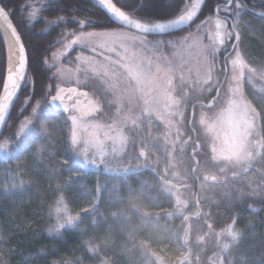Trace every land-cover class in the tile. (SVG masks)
I'll use <instances>...</instances> for the list:
<instances>
[{"label":"snow or ice","instance_id":"snow-or-ice-1","mask_svg":"<svg viewBox=\"0 0 264 264\" xmlns=\"http://www.w3.org/2000/svg\"><path fill=\"white\" fill-rule=\"evenodd\" d=\"M61 3L63 0H38L36 4L25 5L21 27L14 22L17 10L9 0H0V41L5 51L0 75V151L29 152L35 145L39 154L52 147L50 122L42 117L47 110L53 120H62L69 154L68 159L57 163L51 175L59 176L63 167L76 158L82 160L85 168L99 169L103 165L108 171H119L107 158L126 152L131 155L137 144L139 156L145 157L152 141L144 138V132L152 127L155 118L164 126L165 150L171 146L168 155L175 168V154L179 151L183 160L192 139L187 136L177 149L185 134L187 113L189 131L197 133L199 126L211 163L223 165L219 167L220 173L228 165H235L243 166L246 175L253 170V162L264 157V133L259 130L255 97L249 100L242 86L245 70L264 79V67H251L241 51L239 28L248 10L245 0H223V6L216 4L211 13L204 12L207 0H172V11L167 15L157 14L150 7L151 0H94L92 7L100 15L93 12L87 16L78 10L61 14L65 12L59 9ZM52 9L57 11L51 16L44 15ZM221 12L228 15L221 17ZM259 15L264 20V12ZM38 20L44 23V31L58 30L59 38L43 51L32 46L27 36L29 27ZM207 25L212 27L208 29ZM34 62L50 73L39 93ZM17 99H21V116L12 122L11 111ZM256 104H264V98ZM241 106L248 125L246 138L237 155L227 156L224 153L230 140L225 127L236 120ZM248 107L252 108L251 116ZM141 125L147 127L141 129ZM5 130L8 135H4ZM249 142L255 146V153ZM199 148L197 139L193 156ZM194 163L199 166L207 161ZM67 171L69 179L61 177L52 188L54 196L48 215L54 218V223L48 229L50 234L77 228L83 222L79 213L73 214L66 200L74 187L71 178L74 170ZM22 172L23 169L14 170L12 179L5 182V191L25 189L26 182L17 178ZM172 174L182 179L178 171ZM203 179L215 182L217 177L205 172ZM101 187L97 185L89 199L90 207H82L83 212L92 216L100 212ZM163 190L175 197V212L168 216H183L188 200L178 195L177 185L164 178ZM258 194L264 195L255 190L249 193ZM110 215L121 218L117 212ZM217 235L227 236L231 241L222 244L223 252L228 253L242 233L232 219ZM85 243L86 251L96 257L94 264H119L112 249L104 251L107 237L100 244Z\"/></svg>","mask_w":264,"mask_h":264},{"label":"trees","instance_id":"trees-1","mask_svg":"<svg viewBox=\"0 0 264 264\" xmlns=\"http://www.w3.org/2000/svg\"><path fill=\"white\" fill-rule=\"evenodd\" d=\"M37 2L38 0H9L11 6L17 10L14 22L23 27L24 6ZM245 2L248 4V10L243 14L239 28L241 51L251 67L260 69L264 67V20L254 12H264V2ZM93 3L94 0H63L59 9H65L61 14L68 10H78L84 16L93 12L100 15L99 10L92 7ZM218 3L223 6V0H207L204 12L211 13ZM171 5L172 0H151L150 7L159 15H167L172 11ZM56 11L57 9H52L44 15L51 16ZM221 14L228 15L223 12ZM44 28V23L38 20L27 30L30 44L38 51L48 48L59 38L58 30L49 28L44 31ZM71 55L72 53H69V56ZM4 58V43L0 41V75L3 74ZM33 70L36 74V92L39 93L50 73L38 62L33 63ZM245 75L252 79L254 86L263 87L259 74L253 75L246 70ZM250 84L252 85H244V94L248 99L252 96L249 91ZM226 87L227 85L221 89L222 95ZM22 96L23 92L21 98ZM20 104L21 99H18L13 106L12 122L21 116ZM258 108L260 121L264 123V115L261 108ZM42 117L50 122L52 147L36 154V146L33 145L29 152L22 153L10 149L7 158L0 156V264H94L96 257L86 251L85 241L100 244L105 237L108 238V243L104 251L112 249L117 254L119 264H221V260L223 264H228L232 250L224 253L222 244L231 241L227 236L218 237L217 233L221 228L226 227L232 219H235L237 228L244 227L250 218L254 225L260 224V228L264 229V195L261 199L248 197L247 194L244 197L240 195L242 191H250V177L231 165L227 166L224 173L219 172V167L223 165L216 166L211 163L210 152L199 126L197 125V133L188 129L187 113L183 138L185 140L187 136H191L192 139L185 149L186 168L182 166L181 176L185 179L183 183L188 186L185 193L188 207L183 216L173 214L171 217L168 213L175 212V199L161 190L157 177L149 169L108 175L87 169L73 159L63 167L59 176L51 175L58 162L68 159L67 144L64 142L66 130L62 120H53L47 110L42 113ZM261 132L264 133L263 124ZM8 134L5 130L4 135ZM197 139L200 141V148L197 149L195 157L197 160L207 161L197 167L199 181L192 173L196 164L191 156ZM69 168L74 170L71 175L74 187L69 191L66 200L73 214L79 213L83 222L77 228L50 234L48 229L54 223V218L48 215V209L52 206L49 202L54 196L52 188L61 177L64 180L69 179ZM16 169H23L17 178L23 179L26 187L22 191L7 192L5 182L12 179ZM205 172L209 176H216L217 180L205 181ZM76 181L79 183H75ZM199 183L205 187L209 185L214 191L220 188L229 190L232 199L220 197L215 202L200 198L202 213L191 219L187 229L185 216L198 212L196 195ZM253 183L256 185L254 190L263 194L264 176H255ZM98 184L102 186L100 195L103 203L98 204L100 212L92 216L81 209L90 207L89 199ZM111 212H117L121 218H111ZM209 223L212 227L208 226ZM252 244L255 245L253 251L246 254V258L252 260H248L247 264H264V235L259 234Z\"/></svg>","mask_w":264,"mask_h":264},{"label":"rangeland","instance_id":"rangeland-1","mask_svg":"<svg viewBox=\"0 0 264 264\" xmlns=\"http://www.w3.org/2000/svg\"><path fill=\"white\" fill-rule=\"evenodd\" d=\"M220 15L222 17H224V14ZM206 28L210 29L212 26L211 25H207L205 26ZM246 62L249 64L247 58H245ZM229 69H230V65H229ZM246 72V70H245ZM252 79H248L247 76L245 75V79L243 82V90H244V85L248 84V83H252L249 91H251V98L249 100H253V97H255V100H253V104L256 105L255 103L260 100L261 98H264V79H261V81L263 82V87H258V86H254V82L251 81ZM251 81V82H250ZM226 91V90H225ZM261 108V111L264 115V104H258ZM257 107V105H256ZM257 107V110L259 109ZM243 108L244 106H241L240 109L237 110V118L236 120L230 124L227 125L225 127V133L227 134V138L230 140V145L229 147L226 149L225 151V155L227 156H235L237 155L243 144L245 141V133L246 130L248 129V125L244 119V113H243ZM248 114L249 116L253 115L252 113V108L248 107ZM264 118V116H263ZM258 124L261 126L262 124L264 125V123H261L260 121V116L257 119ZM264 122V121H263ZM146 125H141V129L146 128ZM261 131V127L259 129ZM164 126L158 121L155 120V118H153V124L151 128H147V131L144 132V138L146 140H150L152 141V144L150 145L149 149H146V156L145 157H140L139 156V150H140V146L139 144H137L135 151L129 155L128 152H126L123 155L120 156H116L115 158L109 157L107 159H109L112 164L114 166H116L117 168H119V171H108L106 169H104V166L101 165V167L99 169L97 168H87V169H92L95 171H101L104 172L108 175H115V174H126L128 172H140V171H144L146 169L151 170L152 173H154V175L157 177V182L159 187L161 188V190H163V184H164V178L168 179L171 183H174L177 185L178 187V195L181 196L182 199H186L185 198V193L188 191V186L186 184H184V178L182 179H178L176 176H173V171H178L180 173V176L183 173V167L186 168L185 166V161L184 158L183 160H181L180 157V153L179 151H177L176 155V160H175V165L176 167L173 168L172 167V159L171 157L168 155V153L171 151V146L169 145L167 148V151L165 150V141H164ZM263 133V132H262ZM173 137H170L169 139H172ZM184 138L183 136L180 138V143L177 144V149H179V147L181 146V144L183 143ZM189 145V144H188ZM188 145L186 147V149L188 148ZM250 148H252L253 153H255V146L252 145L249 142L248 145ZM197 151V150H196ZM195 151V153H196ZM10 151L6 154L3 151H0V156L2 158H7L9 156ZM185 155V154H184ZM191 156L193 157L194 162L197 160V158L195 157V155H192L191 152ZM76 160L78 161V163H80L81 165H83L82 160L80 158H76ZM139 162V167H137V164ZM264 157H260L258 158L256 161L253 162V170H250L248 173V176L251 178H249L248 181V185H249V189L250 191L245 193L242 191V193L240 194L241 196L244 197V195L248 196V197H254V198H263V195H249V193H252V191L254 190V187L256 188L255 183H253V178L259 174L264 176ZM183 166V167H182ZM197 165L195 167V171L192 170V173L195 175L196 179L199 181V178L197 177ZM232 168L234 169H239L242 172V167L243 166H235V165H231ZM124 168H127V171H123ZM168 169L167 172H165V169ZM182 177V176H181ZM209 186V185H208ZM208 186H201V184L199 183L198 186V193L196 195V208L197 211L200 213H202V203H201V199H207L208 201H215L217 202V200H219V198H231V193L229 190H225L223 188L220 189H216L217 191H214L212 188H209ZM163 192H165L163 190ZM259 193V192H257ZM165 194H167L168 196H170L169 193L165 192ZM264 194V193H263ZM231 196V197H230ZM173 197L175 199L174 196H170ZM232 199V198H231ZM198 215H187L185 216V221H186V228L188 229L190 224H191V219L197 217ZM261 225L257 224L254 225L251 222V219L248 218L247 219V223L244 225V227L238 228L240 230V232L242 233L239 242L238 243H233L232 247L230 248V250H232V254L230 256V259L228 261V264H247L248 260L246 258V254L249 252L251 253L253 251V248L255 247L254 244H252L253 239L261 234L262 236L264 235V229L260 228ZM252 241V242H251ZM186 244V241L184 242ZM250 260H252L250 258ZM249 260V262H250Z\"/></svg>","mask_w":264,"mask_h":264},{"label":"water","instance_id":"water-1","mask_svg":"<svg viewBox=\"0 0 264 264\" xmlns=\"http://www.w3.org/2000/svg\"><path fill=\"white\" fill-rule=\"evenodd\" d=\"M256 15H258V16H260L259 14L261 13V12H254ZM18 100V99H17ZM16 100V101H17ZM16 101L14 102V104L16 103ZM13 109V108H12Z\"/></svg>","mask_w":264,"mask_h":264},{"label":"bare ground","instance_id":"bare-ground-1","mask_svg":"<svg viewBox=\"0 0 264 264\" xmlns=\"http://www.w3.org/2000/svg\"><path fill=\"white\" fill-rule=\"evenodd\" d=\"M0 23H2V22H0Z\"/></svg>","mask_w":264,"mask_h":264},{"label":"flooded vegetation","instance_id":"flooded-vegetation-1","mask_svg":"<svg viewBox=\"0 0 264 264\" xmlns=\"http://www.w3.org/2000/svg\"><path fill=\"white\" fill-rule=\"evenodd\" d=\"M222 17V16H221Z\"/></svg>","mask_w":264,"mask_h":264}]
</instances>
